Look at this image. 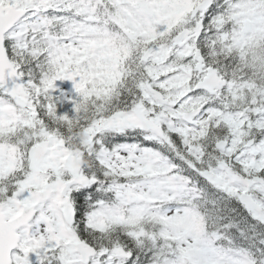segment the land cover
Listing matches in <instances>:
<instances>
[{"label":"trees","instance_id":"obj_1","mask_svg":"<svg viewBox=\"0 0 264 264\" xmlns=\"http://www.w3.org/2000/svg\"><path fill=\"white\" fill-rule=\"evenodd\" d=\"M139 1L104 0L95 15L82 1L61 14L28 13L21 31L7 36L6 47L27 90L33 117L15 108L0 88V146L27 151L34 145L35 132L45 129L66 149L81 153L84 172L93 183L73 194L75 232L99 252L101 264H182L183 256L202 253L206 264H264V221L249 213L237 194L199 176L198 190L195 185L185 188L188 178L166 174V165L151 158L165 154L179 162L191 160L203 170L222 159L214 146L218 140L226 139L241 151L249 141H264V115L257 110L264 107V0H142L157 13L150 20ZM203 1H210L205 11L197 7L177 26L167 23L182 8ZM14 4L31 10L36 3L0 0V5ZM198 22L204 27L198 46L208 66L232 87L226 101L233 99L232 109L240 114L249 109L244 131L236 137L230 126H206L202 133L203 128L190 132L179 124L165 145L145 138L138 128L121 133L110 123L120 113L140 106L150 112L162 110L157 102L151 103L147 82L165 93L163 83L177 89V76L194 70L191 59L184 61L179 50H171V57L154 73L155 63L142 64V53L151 47L169 50L179 30ZM6 110L14 113L7 116ZM188 143L198 154L186 151ZM136 147L141 153L148 150L141 158L144 163L134 159ZM197 155L203 157L199 163ZM247 159L249 177L264 178L262 154L254 162L249 156L232 162L225 158L236 173L248 170ZM147 161H152L151 167ZM6 170L7 165L0 169V202L9 204L23 189L26 175ZM189 170L183 163L180 173L196 183ZM171 176L176 186L167 184ZM152 187L160 193L147 192ZM32 247L36 251L34 243ZM116 249L131 253L132 259L117 260Z\"/></svg>","mask_w":264,"mask_h":264},{"label":"rangeland","instance_id":"obj_2","mask_svg":"<svg viewBox=\"0 0 264 264\" xmlns=\"http://www.w3.org/2000/svg\"><path fill=\"white\" fill-rule=\"evenodd\" d=\"M209 4H210V1H203L202 3H196L195 2L194 7H193V4H189V7H186L185 9L182 8L181 11L177 12L171 20L167 21V23H169L170 26H177L179 24V22L182 21V19H184V17L189 15L191 12H196L197 7H199V10L203 11L205 8H207L209 6ZM87 5L90 8V0H88ZM138 5L141 7V11L146 13V15L149 17L148 20H150V18H154L155 16L157 17V13H156V15L154 14V11L149 7V4L147 2H144L141 0L138 2ZM20 31H21V29H19L17 33H19ZM158 38H159L158 36H155V40H157ZM189 47H188L189 49L181 50V54L184 58L189 57L190 55L187 56V54H190L188 52L190 50L194 49V47L191 45ZM171 50H172V47H170L169 50H165V51L160 50L154 55V57L151 60V62L155 63V67L153 66V68H154L153 72L154 73L157 72L156 69L158 68V66L166 60V57L171 53ZM187 50H188V52H187ZM189 73H192V71H190ZM162 88L165 90H166V88L170 89L164 83H163ZM184 91H185V88H184ZM149 97L151 99L150 100L151 103H154L156 101L154 99V97H152V96H149ZM139 109L143 112V114L146 117H148V120L151 123L157 124L160 126L161 125H167V126L174 127L173 119H171L167 116L166 110L165 111L152 110L150 112V111H145V108L141 109V106L139 107ZM262 109L263 108H260L259 110H262ZM133 111H135V110H133ZM4 113L8 116L7 112H4ZM238 116L241 117V115H238ZM238 116L235 115L232 118V124L236 126V128L239 132H243V130H241V128L239 127V123H242L243 120H242V122H238L237 121ZM243 119H245V118H243ZM110 123H112V125L115 126L123 134L127 133V131L131 128L139 127L138 125L135 124L134 114L132 115L131 111L120 113L119 115H117L116 118L111 120ZM232 131L234 132L233 128H232ZM43 136L44 135L35 134L33 137L34 142L38 143L39 139H42ZM236 137H237V135H236ZM152 139L159 140L161 138L157 133H155V135L153 134L151 136V140ZM164 140H167L166 137L164 138ZM64 150H66V149L64 148V146L61 143H59L57 145L55 141L53 142L52 151L49 152V155L44 159V162L42 164V168L44 170V172L42 173V176H38L37 174H34V173L27 174L25 176V180L23 182V189H21L20 191H17V193L11 197V202L6 207L7 212H9L10 215L14 216L15 206L11 205L12 203H14V205H16V206L20 202L32 204L34 202V191L36 189H39V188H41V190H43L48 184H50L51 188H52V194H51L50 202L48 204L49 209L47 211H43V214H42V217L40 218V220L44 221V219L45 220L46 219H54L55 220V226L56 225L58 226V222L56 221L57 215H58V206H57L56 202L54 201L55 199L52 198V196H53V190L60 191L64 185L63 183H64L65 179L68 177V175L70 176V172L67 169V167L64 168V166H63V160H65V158L67 157V154H68V152H66ZM9 151H10V147H7L5 145L0 146V169H2V167L5 166V164H7L6 172L8 174H11L12 170L15 169V167H16V163H17L16 159L20 158V156L16 155V156H14L16 159H14L13 157L9 156ZM133 152H135V154L137 153V155H139L140 158L146 157L148 155V150L141 153L139 147H136L135 149H133ZM199 153H200V151H199ZM203 153L204 152H202V154ZM260 154H262L264 156V151L261 147L252 149L251 150L252 160L255 159V158H253L255 155H260ZM77 155H80V154L77 153ZM205 157H206V154H205ZM221 165L222 164H219L216 167V169H215L217 171L216 173L215 172L208 173V176L210 177V179L212 181H214L216 184L222 185L223 187L230 189V190H232L231 189L232 185H236L234 187H239L240 189H243V184H245V181H246L245 178L249 174H244V175L233 174V173H230L226 168H225V170H227V171H224L223 169H221L222 168ZM144 183L147 184V182H144ZM167 184L172 185V186H176L175 177L171 176V178L168 180ZM129 189H131V187ZM133 191H134V189L131 191V193ZM150 191L155 195H158L160 193V190L157 189L156 187H152L147 192H150ZM10 209H11V212H10ZM58 228L59 227H54L53 230L51 231L49 226H46L43 224L42 230L43 231H50L51 234H53V233L58 232ZM43 231H39L42 234V238L39 240V243H37L38 245H40L42 243L41 241L44 240V236L46 238H51V234L49 232L44 233ZM60 236L63 239L75 238L74 233L71 230H66V229L64 231L61 230ZM27 244L30 245V243H27ZM65 250H66V253H68L71 258H75L74 242L72 243L71 246L65 247ZM190 258L192 260H194V259L198 260L197 264H200L201 262H204L206 264V257H205V254H203V253L199 254V255L198 254L191 255ZM27 263H28V258H24L23 264H27ZM94 264H99V262L96 261Z\"/></svg>","mask_w":264,"mask_h":264},{"label":"water","instance_id":"obj_3","mask_svg":"<svg viewBox=\"0 0 264 264\" xmlns=\"http://www.w3.org/2000/svg\"><path fill=\"white\" fill-rule=\"evenodd\" d=\"M41 3L44 2L43 0H39ZM100 3H102V0H97ZM25 17V12L18 10L15 7H4L0 6V85H3L4 89L8 92L9 96L15 101V103L22 109L27 108V101L22 99L21 97H25V90L21 83V79L18 75V72L15 70L9 56L8 52L5 46V37L10 33L12 29L15 28V26ZM189 33H183L179 35L176 39V43L178 46L183 47L185 44H181L180 42L188 37ZM199 37V34H198ZM155 48L148 49L143 57L142 62L147 64L150 59L152 58L153 54L155 53ZM200 56V52L197 54ZM203 57H200L199 64L197 66L198 71H202L203 68ZM211 74L208 76L207 79H205L204 82L200 83L197 89H205L207 91H213V89L221 88L225 85L224 82H222V79H217L218 75L215 71L210 70ZM219 78V77H218ZM147 89L155 95V97L161 102L165 103L163 100V95L153 90L149 83H147ZM191 117V116H189ZM187 118V117H186ZM189 119V118H187ZM137 122L141 126V129L143 131L149 132V131H156L158 132L162 137L163 132L162 130L152 125L148 122L147 119H145L141 114L137 115ZM226 143H220L219 148L223 149L225 148ZM49 153V143H42L38 147L33 148L30 152V158L32 160L31 169L36 171L37 173H40V166L44 160V158ZM82 160L81 159H75L73 155L69 158L67 161V167L70 169L74 181L78 182L83 187L89 186V181L85 178H82L80 176L81 170H82ZM256 183H263L262 180L256 179ZM73 183H70L65 186L63 189V193L66 194L68 188ZM38 199L39 201L48 200L51 195V190L48 187L43 192L38 193ZM241 203L247 208L249 211H261V209L257 206V204L252 200L250 196L243 195L241 197ZM66 205V213H67V219L71 225H73L75 221V212L73 210L72 205L70 204V200L68 199ZM35 209L36 206L28 208L25 207L20 215L17 217L7 220L6 215L4 214V205L0 204V264H12V254L13 252L18 248L20 243V236L19 231L21 229L27 228L31 221L34 218L35 215ZM77 252L80 253L82 256L81 262L83 264H88L90 261V258L96 255L95 250L91 247L86 245L84 242L77 244ZM118 256L126 259H131V254H125L124 252L119 251L117 253ZM64 264H71L66 263L65 260H63ZM183 264H191V260L189 258L184 257L183 258Z\"/></svg>","mask_w":264,"mask_h":264},{"label":"flooded vegetation","instance_id":"obj_4","mask_svg":"<svg viewBox=\"0 0 264 264\" xmlns=\"http://www.w3.org/2000/svg\"><path fill=\"white\" fill-rule=\"evenodd\" d=\"M46 3L48 4V7L50 9V11L52 10L54 12V14H61L63 11H65L67 8H71L72 6H75L77 1L80 0H45ZM84 1H88V0H82ZM38 8H35L34 11L35 12H39L40 10H42L44 12V10L39 6V4L37 5ZM198 30H202L203 28L200 26H197L196 28H187L183 31H190L192 32L191 34V40L188 44V47L191 45L194 47V49L191 50V54L194 53V57L192 56V60L195 64L198 63L199 58L195 55H197L198 52L201 53V56H203L201 49L199 48V42L200 39L202 38V34L200 36L199 39H197V31ZM203 33V32H202ZM190 48V47H189ZM210 68V66H208L207 62H206V68L205 71L202 74L196 75L194 79H192L189 82V87L187 89V95L186 97H184V100H180L181 97L183 96V89H168L166 88L165 90V97L166 99H170L171 96L172 98L176 101V102H172L169 100V104L172 103V110H174L175 108L177 109H182L181 112H179L180 117H182V115L184 114V112L186 110L183 109V106L185 103H195L194 108L191 110H199L198 114L196 116H194V121H195V127L196 128H200V127H206V126H210V127H214L215 125H219L221 127L226 126V125H233L232 124V118L235 115H239L238 112H236L234 109H232L229 106V103L226 101L225 99V93L226 91H219L217 92L214 96H212L210 93H207V91H196L195 87L198 85V83L202 80H204L207 76H208V69ZM167 86H169V83H164ZM196 84V86L194 88H192V86ZM186 98H188L189 100L186 101ZM247 110L244 112L245 115H247ZM243 120L242 118H239V116L237 117V121ZM244 127V129L246 128V126L243 124L242 125ZM226 140V139H223ZM221 141V140H220ZM228 141V140H227ZM261 144H257L255 141L252 142V144L250 146L247 145L248 148L254 149V148H259ZM231 143L229 142L226 151L224 152V154L226 153V155L229 157V161L232 162L234 158V153L233 151H236L235 154H237V157L239 160L244 158L246 156L245 151H241L242 148H233L230 147ZM221 166L224 171H229L230 173L234 174V170L230 167L229 164H226L225 162H221ZM225 168L227 170H225ZM250 172L248 170H242L240 173V175H244V174H249ZM49 209L48 205H41V209L39 211V213H37L35 221L33 223V225L31 226L29 231H43L42 227L43 224L44 225H48V222H52V229L54 227H59V214L57 215V219L56 221L58 222V226H55V220L54 219H44V221L40 220V218L42 217L43 211H47ZM38 224V225H37ZM44 233H48L50 231H43ZM62 254L67 260H71L70 256L68 253H66V250L64 248L63 245H60V249H54V248H44L43 249V253H38V254H32V257L34 258V262L29 260L27 264H40L41 261H44V264H59V255ZM78 259V257H77Z\"/></svg>","mask_w":264,"mask_h":264}]
</instances>
